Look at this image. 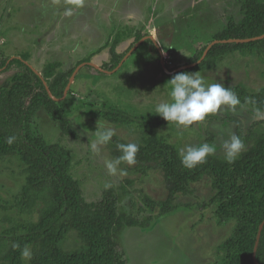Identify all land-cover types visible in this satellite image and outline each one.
<instances>
[{
    "label": "rangeland",
    "instance_id": "obj_1",
    "mask_svg": "<svg viewBox=\"0 0 264 264\" xmlns=\"http://www.w3.org/2000/svg\"><path fill=\"white\" fill-rule=\"evenodd\" d=\"M243 2L79 0L77 4L74 0H0V58L25 54L39 74L49 64L59 63L57 78L88 59L77 67L64 98L56 101L64 114L62 120L41 107L23 134L64 152L69 182L86 204L99 203L108 192L126 190L124 211L137 225H145L128 227L121 236L128 264H224V244L235 225L232 220L225 224L217 221L215 190L209 176L189 183L187 193L171 192L169 177L159 164L152 163L141 171L135 164L121 162L118 168L123 171L111 174L106 167L107 160L116 159L111 141L100 147L99 154L91 145L96 131L104 128L114 130L112 139L147 145L151 130L142 124L152 120L153 137L177 160H181L180 151L186 145L203 143L216 145V152L203 164L217 168L232 169L248 155L264 154V111L255 105H222L191 126L168 123L155 114L159 103L170 101L168 81L181 72H198L207 84L241 86L249 94H261L264 100V37L240 39L231 32L243 18ZM218 43L235 45L211 50ZM203 49V56L197 60ZM124 55L119 67L108 72L106 68ZM203 60L209 64L200 68ZM21 73L16 67L0 72V88H8L13 76ZM119 115L125 121L117 119ZM155 120H159L157 124ZM237 125L243 132L255 130L263 140L257 146H245L229 163L222 144L235 134ZM19 133L14 130L13 135ZM3 137L0 236L14 237L34 229L41 206L27 214L20 204L28 166L15 144L18 138L9 144V136ZM58 246L74 252L83 243L71 231ZM23 263L29 264V260L23 259Z\"/></svg>",
    "mask_w": 264,
    "mask_h": 264
},
{
    "label": "trees",
    "instance_id": "obj_2",
    "mask_svg": "<svg viewBox=\"0 0 264 264\" xmlns=\"http://www.w3.org/2000/svg\"><path fill=\"white\" fill-rule=\"evenodd\" d=\"M241 10L243 18L233 26L234 30L231 27L232 34L234 31L240 39L261 38L264 35V0H244ZM150 42L159 57L156 44L151 39ZM234 45L218 43L211 50ZM204 50L199 52L197 60L201 59ZM125 57L116 58L106 68L107 71H115ZM87 62L88 59L82 60L66 76L57 78L55 71L60 67L59 63L49 64L44 73L39 74L28 63L25 54L0 58V72H8L13 67L22 72L13 76L8 88H0V143L4 135L18 138L15 144L29 172L20 204L27 214H32L38 205L41 206L38 209V223L31 232L14 237L0 236V264H24L21 251L25 246L32 251L29 264H128L121 249V236L128 227H145L142 223L137 225L124 211L122 203L127 197L124 188L120 192L106 193L97 204H86L69 182L68 160L64 152L23 134L24 127L30 124L41 107L51 117L62 120L64 114L56 101L64 98L77 67ZM201 63L200 68L209 64L206 60ZM159 68L164 74L167 73L160 63ZM51 79L53 81L49 83ZM230 90L237 95L240 104L255 105L264 111L261 94H249L241 86L231 87ZM119 116L117 119L125 121L122 115ZM158 121L155 120V123ZM142 126L151 132L148 144L139 145L136 168L143 171L152 163L159 164L169 177L171 192L187 193L189 183L209 176L215 190L213 199L217 205V221L225 224L226 220H232L235 225L231 237L224 244L223 263L255 264V251L257 264H264V226L256 244L258 228L264 220V154L248 155L242 164L232 169L203 163L189 169L153 137L155 125L152 120ZM14 130L21 133L13 135ZM235 135L244 141L245 146H257L263 140L255 130L243 132L238 125ZM121 143L127 144L111 139L116 158L122 155L117 148ZM71 231L77 233L83 243L74 252L64 251L58 246Z\"/></svg>",
    "mask_w": 264,
    "mask_h": 264
},
{
    "label": "clouds",
    "instance_id": "obj_3",
    "mask_svg": "<svg viewBox=\"0 0 264 264\" xmlns=\"http://www.w3.org/2000/svg\"><path fill=\"white\" fill-rule=\"evenodd\" d=\"M74 2L78 4L79 0H74ZM168 82L171 88L170 101L159 103L155 108V114L168 123L176 122L178 125L191 126L195 122L204 121L210 114L216 113L222 105L234 107L239 103L237 95L229 87L218 82L207 84L198 72L177 73ZM114 135L115 132L111 128L96 131L91 145L92 150L99 154L100 147L108 144ZM14 139V137H9L7 142L11 144ZM117 148L122 155L115 160L106 161V167L111 174L123 171L118 168L121 162H127L129 165L136 163L139 145L121 143L117 145ZM222 148L225 159L231 163L245 148V144L239 136L231 134L229 139L223 141ZM215 152L216 145L214 144L186 145L180 151L181 162L184 167L191 169L203 163L206 157ZM14 247L18 248L19 245ZM21 257L26 261L32 259V251L28 246L22 249Z\"/></svg>",
    "mask_w": 264,
    "mask_h": 264
},
{
    "label": "water",
    "instance_id": "obj_4",
    "mask_svg": "<svg viewBox=\"0 0 264 264\" xmlns=\"http://www.w3.org/2000/svg\"><path fill=\"white\" fill-rule=\"evenodd\" d=\"M263 37H264V35H263L261 38H263ZM71 79H72V78H71ZM71 79L69 80V85H68V87H67L66 90H65V94L67 93V90L69 89ZM263 226H264V220H263V221L261 222V224L259 225L258 232H257V240H256V244H257V242H258V239H259L260 233H261V231H262V229H263ZM255 247H256V246H255ZM253 260H254L255 264H257V262H256V260H255V251L253 252Z\"/></svg>",
    "mask_w": 264,
    "mask_h": 264
}]
</instances>
